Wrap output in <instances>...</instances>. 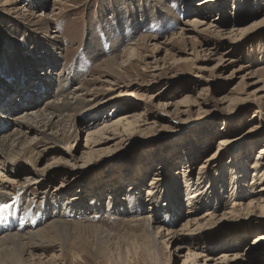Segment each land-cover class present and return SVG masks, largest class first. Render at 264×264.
<instances>
[{"label":"rangeland","instance_id":"374dc122","mask_svg":"<svg viewBox=\"0 0 264 264\" xmlns=\"http://www.w3.org/2000/svg\"><path fill=\"white\" fill-rule=\"evenodd\" d=\"M0 1V92L24 88L27 73L32 77L28 89L35 90L46 76L49 83L69 86L60 101L84 83L95 91L92 100L67 111L66 120L78 123L75 136L35 138L37 163L18 156L0 164L1 194L12 188L7 196L21 195L23 206L36 215L53 204L52 212L68 216L66 230L52 234L59 238L53 247L33 250L29 264H151L150 252L128 244L141 230L126 220L131 215L155 212L170 223L162 212L169 210L165 198L188 212L197 186L206 189L198 200L203 210L187 218L207 211L221 218L234 203L259 197L264 176L252 183L253 173L243 172L242 191L233 167L242 162L253 171L249 167L264 147V0H214L208 8L203 0H62L65 8L44 20L40 14L57 7V0H13L5 8ZM195 20L205 25L187 26ZM149 35L159 39L160 48L145 49L118 75L106 76L97 67ZM119 39L123 45L112 49L111 41ZM95 46L102 47L94 50L98 57L90 54ZM107 80L117 85L107 90ZM137 88L142 98L124 97ZM23 90L20 95H28ZM15 95L12 100L18 102L21 96ZM119 95L116 102L108 100ZM54 100L57 95L42 105ZM126 114L140 117L130 128L107 131L100 143L95 132ZM105 148L98 156L92 153ZM261 162L264 173V158ZM57 188L65 192L55 198ZM141 201L145 208H136ZM3 202L0 207L9 201ZM4 212L8 218L13 210ZM262 233L264 209H240L199 232L185 231L191 239L186 244L160 233V256L164 264H183L192 247L206 255L196 264H264V247L256 241ZM236 254L240 257L232 260Z\"/></svg>","mask_w":264,"mask_h":264},{"label":"bare ground","instance_id":"6f19581e","mask_svg":"<svg viewBox=\"0 0 264 264\" xmlns=\"http://www.w3.org/2000/svg\"><path fill=\"white\" fill-rule=\"evenodd\" d=\"M212 1L214 0H203L201 3L202 6L208 8L209 6H211ZM12 3L13 0H5L3 7L5 8L6 5H11ZM56 4L59 5L57 7H52V9L49 12L43 10V13L40 14L41 19L44 20L49 18L50 15L53 14L55 10L57 9L62 10V8H65L66 5V3L62 2V0H57L54 6H56ZM200 14L203 13L200 12ZM193 24L195 26L205 25V24H201L200 21L195 20L193 21V23H188L187 26H193ZM231 32H234V30ZM123 41L124 39H119V41L112 40L111 48L113 49L116 48L117 46L119 48L120 45L123 43ZM150 47L154 49L160 48L159 39L155 37V35L143 36L131 48L126 49L127 51H125L122 55L119 54L115 55L107 59L106 61L98 64L97 67L100 70L106 72V76L108 75L114 76L116 74L118 75L119 72L123 71V69L126 68L125 64L127 61L132 63L133 60L142 58L143 51ZM95 49L98 51H102V47L95 46V47H91L90 49V54L93 53L94 57H98L99 55H97L94 52ZM29 75L30 73H27V75L24 76L23 80L21 81L22 83L20 82L24 88L20 89L18 86H16V88L10 90L6 87H3L0 92V155H1L0 164L3 165V167L6 166L5 165L7 161L6 159L11 160L18 156L23 157L25 160L32 159L30 161H34L37 163L39 160L38 157L39 154L35 152L32 143L34 142L35 138L38 139V137H40L45 140L54 139L58 141V136L60 134L64 135L67 132H70V134L73 133V135L75 136L74 133H78L77 131L78 123L76 119L73 120L69 119V121L66 120V118L68 119L70 117V114L67 113V111L76 109L77 107L83 105L85 101L92 100L95 96V91L91 90L88 87V85L84 83L81 86H79V88L75 89L73 92L69 91L70 92L69 95H65L62 101H60L61 98L59 97L67 93L69 86L64 85L63 87V84L61 85L60 81H58L57 84V81H54V79H52V76L50 77V79L54 82L49 83L47 81L48 79L46 76V78L44 79L43 77H40L37 80V86H35V90L28 89L30 87V84H32V77L31 75L30 76ZM106 82L108 83L107 90H111L113 89L114 85H117V81L107 80ZM133 84L138 85V82H134ZM125 86H129V85H125ZM23 89H26L25 91L28 93V95L26 94L20 95ZM79 91L82 93H79ZM133 91L134 92L129 91L130 93L128 92V94H126V96L124 97L137 96L138 98H142L141 96H144V94H142L139 88ZM15 94L21 96V99L18 102L16 100L15 101L12 100L13 95ZM56 95H57V100L49 101L45 103L44 106L42 105L45 98L49 97V99H54ZM122 96L123 95L115 96L109 98L108 100L110 101L115 100L116 102L117 100H120V97ZM30 98L32 99L34 98L35 100L30 101ZM12 110L14 111L16 110L19 112L15 114V116H9ZM137 117H140V115L126 114L125 116H123V118L116 121L114 124L95 132V134L100 135L98 140L101 139L100 140L101 143V141L103 140L102 136H106L107 131L114 129V131L117 132L121 130L119 129L121 125H123L122 127L130 128L131 126H134L135 123L138 121V120H133ZM68 122H70V125L69 128L68 127L66 128V123ZM32 134L33 137L31 136ZM93 135L94 134H91L90 138H93L94 137ZM110 139H114V138H110ZM98 140H96L95 142H97ZM107 148H105L104 150L102 149L101 151L92 150V153H96V156H98L99 155L98 153L104 151L106 152V150H108ZM257 156L258 157L256 158L254 164L251 167H249L252 168L253 171H250L246 166V164H243L242 162H240L239 164L235 163V166L233 167L234 169L233 171L235 174V176H233L234 182L235 184L236 182L240 184L239 188H241L242 191H246L243 190L244 189L243 185H246V177H247L246 174H244L243 172L253 173L252 183H257L258 180L257 179L256 181L254 180V178H256L257 176L260 175V179L264 176V173H262L261 170H259L260 165H262L261 161L264 158V147L261 148ZM26 183H30V182H28V180L24 183L21 182L19 184L20 188H25L27 186ZM36 183L37 181L34 182L35 185ZM149 190H151V188H149ZM170 190L171 188H168L166 195H170ZM205 190L206 189L203 186L195 187V190L192 192L190 196L193 206L194 205L195 206L194 207L192 206L193 209L188 212H183L182 210L183 206L179 207L178 203H174L171 197L165 198L166 201L170 202V205L168 206L169 210L162 211L161 209V211L166 213L167 217L171 219L170 223H172V225L167 221L159 219L158 216L155 214V212L154 214L151 215H148L143 212L141 216H137V214H135L133 216L131 215L130 217H128L126 219L128 222H133L135 223V225L141 228L140 232H138V234L136 235L137 238L133 239L131 242H128L129 246H131L135 251H137L138 249L141 250L143 249L146 250L147 252H150L151 264H164L160 256L161 255L160 242L158 241L159 240L158 235L160 233L167 231L168 236L173 235L172 237L181 239L183 242L182 244H186L187 241L190 242L191 239L184 236L185 231L187 233L199 232L204 227L209 226L210 224L213 223H217L220 219H224L225 217H227L228 214H235L240 209L250 210L251 208H255V207L261 208V210L264 209V184H262L258 190L259 197L257 199L253 197L254 199L247 204L238 203L239 205H237V203L236 204L234 203L231 211L223 214L221 218L217 217L215 212H209V211L205 212L204 215H196L187 218L191 213L195 214L203 210L202 205H200V201L198 200L202 199L203 197L202 195L205 193ZM63 191L64 190L57 188L56 192L59 193L55 194L56 195L55 198H57L58 195H61ZM48 192L50 193V191ZM151 192H148V195H150L149 193ZM2 193L3 194L0 193V201L2 200L4 202H8V201L9 202L0 207L1 212L13 210V213L11 217L10 215H8L9 216L8 218L3 217L4 214L2 215L0 213L2 215L0 217V228L3 230L1 233L5 232L4 234L0 233L1 234L0 264H29L30 260H32L33 256H35L33 250L38 248H42L46 250L48 248L53 247V244L56 243L57 239L59 238L52 234L56 232V235H59L61 231L63 232V230H66L68 225L66 218L68 216L66 213L63 214V212L59 214L52 212L50 210V207H54L53 204L51 205L47 204L46 206H43L41 212L38 215H36L37 212L35 214L36 210L34 208L28 206H26L25 208L23 206L21 197H19L21 195H17V196L13 195L11 197L7 196L12 193V188H6L5 191ZM48 195L49 194L47 193V196ZM245 196H246L245 192H243V194L241 193V197H245ZM152 198L153 197H151V200ZM12 205H15V207L12 208L11 207ZM135 207L144 209L145 202L141 201L137 203ZM172 211H174L173 216H171ZM32 216L35 217L37 216V218L32 220L31 219ZM180 221H181V226L180 224L175 226L173 225L174 223ZM78 223H76L75 225H79ZM15 226H16V230L13 231V228H15ZM23 226L25 227L23 230H21ZM96 229H99V227ZM256 241L260 242L264 247V233L260 234L259 237L256 239ZM191 248L190 247L187 248L188 253L186 256H184L185 261L183 264H196L198 262L197 261L198 258L206 257V255L200 256V254H198L195 251V249H191ZM236 255L237 256L232 260L240 257L239 254ZM53 258H55L54 254L51 259ZM206 259L211 260L213 258H206Z\"/></svg>","mask_w":264,"mask_h":264}]
</instances>
